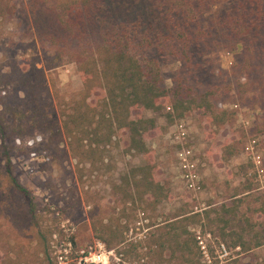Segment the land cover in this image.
Returning <instances> with one entry per match:
<instances>
[{
  "label": "rangeland",
  "instance_id": "rangeland-1",
  "mask_svg": "<svg viewBox=\"0 0 264 264\" xmlns=\"http://www.w3.org/2000/svg\"><path fill=\"white\" fill-rule=\"evenodd\" d=\"M11 1L15 4L13 12H0L1 85L9 94L24 96L21 89L26 83L22 81L38 78L62 129L60 102L68 101L83 89L77 66L74 62L59 66L53 63L55 48L37 29L36 2L47 7L48 0ZM140 3L144 29L167 34L170 24L160 22V10L153 3ZM201 8L202 19L199 16L192 26L188 25L193 33L189 46L179 42V46L142 49L145 55L158 60L164 87L176 88L181 83L196 96L213 90L216 111L227 110L231 116L220 125L200 109L178 116L173 99L159 112L133 110V117L143 115L157 121L145 140L156 163L155 177L169 194L156 206L141 205L137 209V226L172 219L185 210L202 212L223 204L235 205L239 215L244 212L253 221L264 222V173H258L251 152L246 150L254 138L255 150L264 159V16L246 37H232L225 25L229 19L242 16L245 8L264 10V0H203ZM199 24L201 30L197 29ZM99 95L103 93L98 91L90 100L95 101ZM49 140L42 131L18 138L16 144L32 153L18 149L13 157L14 174L34 197L39 224L46 227V234L43 238L38 236L21 196L8 194V209L0 218V263L145 264L143 260L118 255L117 248L122 244L108 248L98 240L90 210L101 206L108 214L106 220L118 215L123 207V177L131 168L143 165L146 156L131 148L124 130H117L110 142L100 144L93 162L73 153L70 139L63 132L53 144ZM186 148L192 149L197 163L194 187L184 177L178 155ZM192 228L196 235L200 232L206 237L212 260L209 263L202 256L206 264H233L235 258L238 264H264V245L242 251L240 247H231L208 226ZM147 230L144 228L143 233ZM143 233L135 234L131 229L126 237L132 240ZM220 243L232 251L231 258L223 262L216 253Z\"/></svg>",
  "mask_w": 264,
  "mask_h": 264
},
{
  "label": "trees",
  "instance_id": "trees-1",
  "mask_svg": "<svg viewBox=\"0 0 264 264\" xmlns=\"http://www.w3.org/2000/svg\"><path fill=\"white\" fill-rule=\"evenodd\" d=\"M197 1L200 3L193 0H48L47 7L36 2L37 29L55 48L53 63L59 66L74 62L83 89L68 101L60 102L61 129L56 111L38 78L22 81L26 83L21 89L24 96L16 92L9 94L0 82V218L8 209L6 196L19 195L28 206L38 236L43 238L46 234V227L39 224L34 197L14 174L16 151L32 153L16 144L18 138L42 131L48 134L49 144H53L63 132L70 139L72 152L84 161L93 162V157L100 152V144L110 142L117 130H124L131 148L146 156L145 163L131 168L123 177V207L118 215L106 220L108 214L101 206L90 210L98 240L108 248L122 244L117 248L118 255L143 260L145 264H206L192 228L195 225L208 226L231 247H240L242 251L264 245V222L253 221L244 212L239 215L235 205L223 204L202 212L185 210L172 219L136 225L137 209L141 205L156 206L169 194L155 177L156 163L145 140L146 133L157 126V121L143 115L133 117V110L159 112L173 99L178 116L200 109L208 112L218 125L226 123L231 116L227 110L216 111L213 90L196 96L189 86L181 83L176 88L164 87L158 60L145 55L142 49V46H179V42L189 46L193 33L188 25L203 17V0ZM140 2L153 3L160 10V22L170 24L167 34L144 29ZM14 7L11 0H0L3 14L13 12ZM261 16H264L263 9L245 8L242 16L226 22L227 32L234 38L246 37L259 25ZM98 91L103 95L91 101ZM144 228L148 229L145 233ZM131 229L143 235L128 240L126 234ZM238 262V258L233 260V264Z\"/></svg>",
  "mask_w": 264,
  "mask_h": 264
},
{
  "label": "built area",
  "instance_id": "built-area-1",
  "mask_svg": "<svg viewBox=\"0 0 264 264\" xmlns=\"http://www.w3.org/2000/svg\"><path fill=\"white\" fill-rule=\"evenodd\" d=\"M185 133L182 132V135ZM256 139H252L246 146V150L252 154V158L257 166L258 173H264V159L262 155L255 150ZM179 158L181 161V167L184 174V177L190 182V186H195V180L198 178L197 174V163L196 160L193 158V152L191 148L183 149L179 152ZM198 244L202 251L203 258L205 261L211 263V254L210 248L208 246L206 237L202 233H198L196 235ZM217 258L220 261H226L232 256V251L224 244L220 243L217 247Z\"/></svg>",
  "mask_w": 264,
  "mask_h": 264
}]
</instances>
